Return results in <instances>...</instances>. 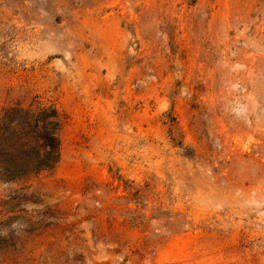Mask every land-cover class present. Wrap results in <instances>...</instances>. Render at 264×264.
<instances>
[{
  "label": "rangeland",
  "instance_id": "obj_1",
  "mask_svg": "<svg viewBox=\"0 0 264 264\" xmlns=\"http://www.w3.org/2000/svg\"><path fill=\"white\" fill-rule=\"evenodd\" d=\"M58 158L0 180V264H264V0H0V111Z\"/></svg>",
  "mask_w": 264,
  "mask_h": 264
},
{
  "label": "trees",
  "instance_id": "obj_2",
  "mask_svg": "<svg viewBox=\"0 0 264 264\" xmlns=\"http://www.w3.org/2000/svg\"><path fill=\"white\" fill-rule=\"evenodd\" d=\"M58 129V113L50 105L30 103L0 111V180L50 169L58 158Z\"/></svg>",
  "mask_w": 264,
  "mask_h": 264
}]
</instances>
